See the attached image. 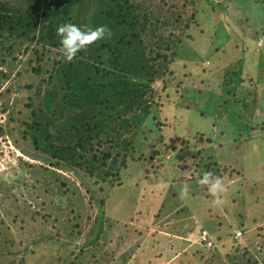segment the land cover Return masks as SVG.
I'll return each mask as SVG.
<instances>
[{
	"label": "trees",
	"instance_id": "trees-1",
	"mask_svg": "<svg viewBox=\"0 0 264 264\" xmlns=\"http://www.w3.org/2000/svg\"><path fill=\"white\" fill-rule=\"evenodd\" d=\"M234 1L247 18L264 15V0H230ZM225 2L0 0V66L7 64V58L17 60L14 53L22 57L18 59L21 71L10 74L0 69V138H9L27 159L16 157L15 165L0 173V264L163 263L159 259L163 254L157 248L174 244V236L153 234L147 248L138 243L126 253L123 249L132 241L140 238L142 242L145 236L138 234L148 233L142 226V216L148 211H138L139 224L132 226L115 218V213L108 215L106 207L112 203L118 208L135 205L139 185L144 189L140 207H154L157 195L151 193L149 199L145 192L148 183L155 185L152 189L171 184L175 196L187 206L174 184L199 185L201 177L196 178L195 173L205 157L201 151L196 157L188 152L174 154L175 148L188 150L215 142L202 132H196L191 141L174 133L172 140L177 141L168 148L162 135L168 125L157 120L154 111L161 109L167 116L169 107L187 112L194 108L192 97L200 98L204 89L210 93L209 85L219 79L221 65L223 75L214 92L218 96L220 92L229 104L243 107L254 92V106L258 104L264 86V39L260 47L256 41L264 38V30L258 22L252 38L237 29L232 30L231 38V20L221 21L223 12L219 21L213 19ZM249 2L254 4V13L246 8ZM66 22L82 27L104 25L110 35L65 61L56 28ZM221 30L224 34L220 36ZM216 39L220 41L217 45ZM247 39L254 42L250 49ZM207 45L211 53L219 49V54L226 55L237 49L242 57L234 70L222 63L221 56L216 59L219 66L211 61L206 66L203 53ZM187 46L192 60L179 57ZM248 51L253 54L249 61L255 67L254 76L248 74L251 67L244 61L243 54ZM21 72L28 75L24 84L16 83ZM6 80L10 81L9 88H1ZM242 87L251 89L248 95L241 92ZM9 89L12 96L8 101ZM181 99L183 108L178 106ZM202 116L199 113V118ZM249 129L250 133L263 132L264 122ZM250 139L247 137L245 142ZM165 153L168 159L163 157ZM145 162L151 166L140 171ZM234 163H223L222 169L227 166V170L222 177L243 176ZM170 168L180 171L173 176ZM128 171L136 173L128 176ZM206 173L211 171L207 168ZM221 175L211 173L210 177L222 180ZM254 189L247 188L246 203L250 194L257 195ZM130 192H135L131 194L134 196L128 197ZM256 195L253 204L261 198ZM191 196L200 202L207 199L197 191ZM181 211L180 207L176 213ZM262 214L264 218V209ZM206 224L208 228L202 227L201 232L203 240H184L189 248L182 254L186 261L182 258L177 264H198L201 260L204 264H264L259 259L264 242L252 253L241 250L240 238L234 240L232 233L223 230L220 235V229L213 230ZM134 227L138 236L130 232ZM209 234H216L214 244L230 237V252L218 253L216 246L210 249ZM193 248L196 261L189 259ZM140 251L154 257L145 260ZM207 253L210 257L204 258Z\"/></svg>",
	"mask_w": 264,
	"mask_h": 264
},
{
	"label": "rangeland",
	"instance_id": "rangeland-1",
	"mask_svg": "<svg viewBox=\"0 0 264 264\" xmlns=\"http://www.w3.org/2000/svg\"><path fill=\"white\" fill-rule=\"evenodd\" d=\"M246 8L249 12L252 10V13H254V4L252 2H249ZM220 12H223L225 15L221 21L223 20L227 22V20H231L229 22L230 27H233L230 28L231 32L229 33L231 38L233 37V29H237L238 31L241 30L245 35L252 38L254 36V31L256 30V24L258 22L262 25V30H264V15L261 17L250 15L247 18L246 15L244 16L241 13L239 5L235 1L230 2V0H227V2L223 3L213 18L215 21H219ZM224 24L228 25V23ZM219 34L221 36L224 33L221 30ZM263 39V37L257 39V47L263 45ZM216 42L219 44V39H216L214 44H216ZM247 45L249 49L254 46L252 39H247ZM233 50L234 49L230 50V52H228L226 55H222L221 53L219 54V49L217 52L211 53L212 51L210 50V46H208L203 53V56L205 57L204 59L207 60L203 63L207 66L208 62L211 61L212 63H215L214 65L219 66V63H217L216 59L221 56L220 58L223 59L222 63H225L226 66H230L228 68L233 69L234 64H238V60H240L242 57V54H239L237 49L236 51ZM190 52L191 49L189 46H187V48L180 53L179 57L192 60L193 56H191ZM252 55L253 54L250 53V51L244 52L243 54V56H245L244 61L246 60V64H249L251 67L248 69L249 75L252 74V68L254 67L249 61ZM14 56L17 58V60L12 61L7 58V64L1 65L0 69H5L10 74L21 71L22 67L19 66L18 59H21L22 57L16 53H14ZM234 59L236 60L233 61ZM21 74L22 77L16 81L18 84H24L28 77V75L26 77V73L24 72H21ZM222 75L223 71L221 65V69L219 70V79H221ZM251 76L254 75L252 74ZM219 79L217 78L211 85H209L210 93L204 89V92H202L200 98L194 97L195 95L192 97L191 106L194 108L189 109L188 112L181 108L169 107V109L166 110V112L168 111L167 116L166 113L162 114L164 111L161 113V109L155 110L154 113L156 114L157 120L168 125L166 131L162 132L163 141L164 143H167L168 148L173 147L174 142L177 141L172 140V138L175 137L173 135L174 133L179 134L180 136L191 141L194 138L196 132H202L204 135L212 137L214 140L215 143H212V145L198 144L195 147H190L188 150H180L178 147H174L176 149L174 154H183L188 152L191 156H195L197 155L198 151H201L205 158L202 159V162L198 165V167L195 165L197 167V171L195 173L196 178H202V176L206 173L207 168L211 171V173L224 175V171L227 170V166L226 169L223 170V163L229 160L237 163H234V165L238 168L243 176L235 177L234 179H227L221 175L225 191L222 193H217L216 195L210 194L206 189L207 185L200 183V181H198L199 185L196 183L174 184L175 190H178L179 196L187 206L183 205V203L179 201L178 197L175 196V191L171 184H167L158 188L154 187V189H152V187L155 185H149L151 183H148V190L146 189L145 192L148 191L149 199L151 193L153 194V197H155V194L157 195V198H155L156 205L154 207L150 205L148 209L140 207L142 205H139V203L141 201L143 202L142 193H144V189L142 185H137V202L135 205L131 204L133 207L131 205H127L124 206V208H118L115 207L114 203L106 207L108 209V215L115 213L113 214L115 218H119L124 222H128V224L132 226H138L139 224V222L136 221L138 211H148H146L147 213L145 214V217L144 215L142 216L145 222L142 226L147 228L148 233L143 231L142 233L138 234L139 231L137 232L135 227L130 231L136 236H145V240L142 237L144 240H142L143 243L140 241V238L137 239V241L134 240L135 242L132 241V243L125 246L123 249L124 252H132L131 249L136 246L135 244L138 243L140 246L143 244V248H147V246L150 244L153 234L161 237L172 235L175 237V243L171 244V246H168V244H164L162 247L157 245L160 247L159 249L157 248V250L161 251L163 254L161 258H159L163 261L162 264H168L171 261L177 264L183 258V252L189 249L187 248L185 241L189 240L191 242H200L202 236L201 232L203 230L202 227L208 228L206 227V223H208V226H210V228L213 230L220 229V235L223 234V230L227 233H232L233 237L231 238L234 240L235 238H240L238 247L241 250L246 249L252 253L254 248H256V250L259 249L260 243L264 242V218L262 214L264 209V131L250 133L251 131L249 129L254 125H257L259 122H264V86L260 88V91L262 92H260L257 97L256 103L258 104L256 106H254V92L252 97V95L249 94L251 89L248 90L246 87L241 88L242 93L247 95L249 94V99H247L246 106L243 107L242 105L237 104L233 106L222 98V94L220 95V92L219 96L214 92H217L219 88L216 85L219 83ZM9 83L10 81L8 80L4 81L1 88H9ZM11 96L12 91L10 90L7 96L8 101L11 100ZM252 98L253 100L251 102L250 99ZM178 106L182 107V99L178 101ZM199 113H203V118H199ZM222 113L225 114L222 116ZM2 116H0V121L3 119ZM247 137L251 138L249 142H245ZM192 144L193 143H191L189 146ZM239 145H241V148H236ZM183 148L186 147L183 146ZM247 148L248 154H246ZM18 156L27 160L25 157H23L21 152L12 145L9 138H0V173H6L12 166H14L16 163V157ZM163 157L168 159L169 155L165 153ZM197 158H200V156L198 155ZM197 162H199L198 159ZM148 163L145 162V167L140 171H144L145 168L147 169L149 166H151ZM151 163L152 165L155 164L154 162ZM174 165L175 161L172 166ZM189 168L190 170L192 169L190 166ZM175 171L179 173L180 170L177 168L171 170L173 176H175ZM127 173V175L130 176L136 172L132 173L131 171H128ZM211 173H209V175ZM62 174L68 175L70 179H73V177L68 173ZM143 175L144 173H142L141 176ZM183 186L187 187L186 192L181 191ZM254 186L256 188L254 191L257 193V195H255L257 197L261 196V198L259 199L258 203L253 204V197L255 195L252 193L249 195L251 197L250 200L247 199L246 203L245 196L248 194L247 188ZM195 191L199 192L202 196H206L207 199H203L204 201L200 202L199 198H193L191 193ZM132 193L135 194V192H130L127 194L129 195L128 197L134 196L131 195ZM248 203H250V205H247ZM180 207L184 212L181 211L176 213ZM148 221L150 223H148ZM181 229H183V232H180ZM237 231L241 233L240 236H236ZM184 233L185 235H183ZM216 234H209V241H212V247L210 249L216 246L218 253L219 251L222 254L226 252L229 253L233 247L231 238L224 237L221 240V243L218 242L214 244V238ZM156 236L154 239H156ZM205 248L207 247L205 246ZM138 250H140V248ZM194 250V248L193 250L190 249V254H188L189 259L196 261L197 257L193 254ZM140 252H142L144 255L145 260L150 261L152 260V257H154L151 254H146L147 252ZM210 253L205 254L204 258H209ZM259 254L261 255L259 256V259L264 260V247H262V253L260 252ZM183 260H185V258H183ZM199 262L200 263L198 264H204L203 260ZM195 264L197 263L195 262Z\"/></svg>",
	"mask_w": 264,
	"mask_h": 264
},
{
	"label": "clouds",
	"instance_id": "clouds-1",
	"mask_svg": "<svg viewBox=\"0 0 264 264\" xmlns=\"http://www.w3.org/2000/svg\"><path fill=\"white\" fill-rule=\"evenodd\" d=\"M56 34L59 37L60 51L65 61H71L78 51L97 40L103 39L106 34L110 35L104 25L82 27L67 22L56 28ZM200 183L206 184L208 192L213 195L225 191L222 180L218 177H210L208 173L202 176ZM186 190V186L181 189L182 192H186Z\"/></svg>",
	"mask_w": 264,
	"mask_h": 264
},
{
	"label": "built area",
	"instance_id": "built-area-1",
	"mask_svg": "<svg viewBox=\"0 0 264 264\" xmlns=\"http://www.w3.org/2000/svg\"><path fill=\"white\" fill-rule=\"evenodd\" d=\"M236 236H240V232H239V231L236 232ZM203 239H204V233H202V236H201V240H203ZM205 245H206L207 247H209V246H210V242L207 241Z\"/></svg>",
	"mask_w": 264,
	"mask_h": 264
}]
</instances>
